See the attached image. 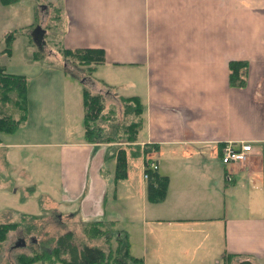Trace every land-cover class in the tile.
I'll return each instance as SVG.
<instances>
[{
    "label": "crops",
    "instance_id": "1",
    "mask_svg": "<svg viewBox=\"0 0 264 264\" xmlns=\"http://www.w3.org/2000/svg\"><path fill=\"white\" fill-rule=\"evenodd\" d=\"M47 1L65 14L63 46L102 48L105 62L83 80L64 64L62 75L54 73L57 99L35 106L28 98L24 123L0 134V173L18 169L21 148L50 145L59 155L49 158H59L60 208L78 221L105 218L119 228L115 212L139 223L133 255L142 264H207L224 254L264 264V0ZM234 60L246 62L241 86L229 81ZM83 83L98 93L108 85L105 95L117 100L139 97L144 121L137 143L156 145L147 157L168 178L162 201L146 198L144 156L136 157L141 174L130 177L127 169L114 182L106 145L85 141L83 128L69 130L70 117L82 123ZM36 114L43 130L31 122L36 131L26 136ZM229 141L251 143L245 162L221 163L220 146ZM0 211L5 222L36 214ZM121 229L131 252L134 231Z\"/></svg>",
    "mask_w": 264,
    "mask_h": 264
},
{
    "label": "rangeland",
    "instance_id": "2",
    "mask_svg": "<svg viewBox=\"0 0 264 264\" xmlns=\"http://www.w3.org/2000/svg\"><path fill=\"white\" fill-rule=\"evenodd\" d=\"M40 1L17 0L9 4L0 2V50L5 46L4 35L8 30L15 31V36L11 42L10 54L0 53V65L8 72L26 76L27 95L29 101L33 102V104L35 103V106L39 102L44 103L52 98L57 99L59 97L57 88L60 89V86L54 80L56 75L54 73L59 71L58 73L62 75L65 63L67 67H71L70 72L74 71L79 78L87 77L83 68L65 61L56 52V47L61 44L64 33V12L61 11L59 13V20L56 21L51 18L54 15V12H52L54 7L49 8L51 2H45L48 6L44 8L41 6L44 4L42 0L37 8L36 5ZM39 24L41 27L46 28V34L35 40L32 33ZM34 53H37L36 58H33ZM85 80L84 82H86ZM83 84L86 85V83ZM45 88V92H41ZM102 89L101 93L104 97L105 110L112 109L115 119H119L120 103L115 97H112L111 92L109 97L105 95L106 88ZM34 121H36V127L39 130H43L44 120L41 119L40 115L36 114L33 119L30 117V124L25 129L26 136H29L32 130L36 131L31 126V122ZM69 125H71L68 127L72 133H76L83 128L81 121L76 117L74 121L70 117ZM41 140L49 139L44 137ZM34 149L35 152H31V148H21L19 155H22L23 158L18 165V169L0 173L2 175L0 177V207H12L18 211L35 212L39 215L34 219L21 217L20 215L16 217L10 215L12 221L19 222V226L8 231L6 239L0 242V264H19L16 260L17 254H29L33 252L32 250L50 248L53 245L51 238L69 230L73 231L78 239H83L78 219L69 217L65 213V209L60 208V203L56 199L61 187L58 182L59 158H49V154L54 151L58 155V152H56L57 148L54 149L50 145H42ZM152 156L157 158L156 153H153ZM127 164L128 175L136 177L140 172V160L136 157L128 156ZM111 205L109 198L106 206L109 209ZM3 213L5 212L0 211V222L6 221V219L2 218L4 216ZM114 214L119 218V228H128L134 231L131 240L134 246L131 248V253L136 254L135 245L137 244V238L141 235L139 223L129 222L121 213L114 212ZM6 215L8 216L9 214ZM179 232L181 236L185 234L180 229ZM21 241L25 243L22 246L19 245L23 243ZM206 260H209L207 264L237 263V261L224 262L221 255H218L215 263L211 262L210 257ZM32 264L41 263L35 262Z\"/></svg>",
    "mask_w": 264,
    "mask_h": 264
},
{
    "label": "trees",
    "instance_id": "3",
    "mask_svg": "<svg viewBox=\"0 0 264 264\" xmlns=\"http://www.w3.org/2000/svg\"><path fill=\"white\" fill-rule=\"evenodd\" d=\"M16 1L0 0L2 4ZM50 5L54 7L52 10L54 15L51 18L59 20L61 5ZM14 36V30L4 35L5 46L0 53L10 54ZM56 52L65 61L83 68L86 75H91L97 65L105 62L102 48H66L61 42L56 47ZM36 57L37 53H34L33 58ZM245 73V61L234 60L229 63V81L232 85H243ZM103 98L102 93L92 92L82 85L83 138L87 142L106 145L104 158L114 159L112 178L115 182L126 178L128 156H144V165L147 166L151 160L147 155L155 149L156 145L144 143L140 146L137 143V134L144 121V107L137 95L118 96L121 107L119 119H115L112 109L105 110ZM27 111L26 76L8 72L0 65V134L11 133L18 129L26 120ZM145 171L148 175L145 188L147 200L153 203L162 201L168 187L167 176L149 169ZM20 216L34 219L39 215L21 213ZM79 223L83 239H78L71 230L63 232L51 238L53 245L50 248L32 250L33 252L29 254H17V262L19 264L35 262L41 264H142V259L130 252L128 233L118 228L115 221L101 218L89 221L79 220ZM18 226V221L0 223V242L6 239L8 231ZM235 256L224 254L222 258L224 262H230ZM236 264H251V262L248 259H241Z\"/></svg>",
    "mask_w": 264,
    "mask_h": 264
},
{
    "label": "built area",
    "instance_id": "4",
    "mask_svg": "<svg viewBox=\"0 0 264 264\" xmlns=\"http://www.w3.org/2000/svg\"><path fill=\"white\" fill-rule=\"evenodd\" d=\"M252 152V147L250 143H239L235 145L234 143H227L221 148V161L225 164L231 163H242L244 162L249 154ZM153 168L156 165L151 164ZM147 174L144 173V177Z\"/></svg>",
    "mask_w": 264,
    "mask_h": 264
},
{
    "label": "water",
    "instance_id": "5",
    "mask_svg": "<svg viewBox=\"0 0 264 264\" xmlns=\"http://www.w3.org/2000/svg\"><path fill=\"white\" fill-rule=\"evenodd\" d=\"M32 36L35 40H37L41 36V28L39 25L34 28Z\"/></svg>",
    "mask_w": 264,
    "mask_h": 264
}]
</instances>
